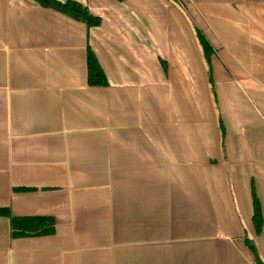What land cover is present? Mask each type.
Returning a JSON list of instances; mask_svg holds the SVG:
<instances>
[{
  "label": "crops",
  "instance_id": "1",
  "mask_svg": "<svg viewBox=\"0 0 264 264\" xmlns=\"http://www.w3.org/2000/svg\"><path fill=\"white\" fill-rule=\"evenodd\" d=\"M74 1L101 24L0 0V264H260L264 0H179L213 86L169 0ZM15 216L55 233L13 237Z\"/></svg>",
  "mask_w": 264,
  "mask_h": 264
},
{
  "label": "trees",
  "instance_id": "2",
  "mask_svg": "<svg viewBox=\"0 0 264 264\" xmlns=\"http://www.w3.org/2000/svg\"><path fill=\"white\" fill-rule=\"evenodd\" d=\"M44 7L56 9L76 20L84 22L88 27L97 26L101 24V19L90 13L88 8L84 7L81 3L74 0H67L61 2L58 0H36ZM124 1V0H118ZM179 2V0H176ZM180 3V2H179ZM197 32V38L203 48V57L207 65L209 79L213 86L212 78V55L214 50L209 44L204 34L195 27ZM87 69H88V83L91 86H107L108 81L101 67L96 55L89 48L87 52ZM214 95V93H213ZM221 131L224 133V126L220 120ZM253 223L255 231L259 234L262 231L264 218L262 212V205L257 196L256 190L253 187ZM0 215L10 216V212L7 208H0ZM12 223V235L13 237H30V236H46L55 233V219L50 216H15L11 217ZM246 243L252 248L253 253L256 255L257 261L260 264H264V260L259 253L256 244L251 236L245 237Z\"/></svg>",
  "mask_w": 264,
  "mask_h": 264
},
{
  "label": "water",
  "instance_id": "3",
  "mask_svg": "<svg viewBox=\"0 0 264 264\" xmlns=\"http://www.w3.org/2000/svg\"><path fill=\"white\" fill-rule=\"evenodd\" d=\"M169 1H170L175 7H177V8L180 10V12L184 15V17L186 18V20H187V21L189 22V24L191 25V27H192V29H193V32H194V34H195V36H196L197 42H198V44H199L200 50H201V52H202V54H203V53H204V52H203V48H202V46H201V44H200V42H199V40H198V38H197V32H196V29H195V25H194L192 19L190 18V16L188 15L187 11H186L185 8L181 5V3H179L178 1H176V0H169Z\"/></svg>",
  "mask_w": 264,
  "mask_h": 264
}]
</instances>
